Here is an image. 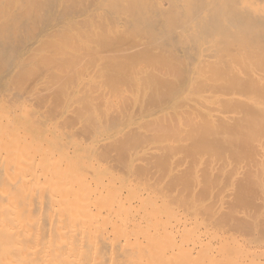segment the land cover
<instances>
[{
  "label": "bare ground",
  "instance_id": "1",
  "mask_svg": "<svg viewBox=\"0 0 264 264\" xmlns=\"http://www.w3.org/2000/svg\"><path fill=\"white\" fill-rule=\"evenodd\" d=\"M0 264H264V0H0Z\"/></svg>",
  "mask_w": 264,
  "mask_h": 264
}]
</instances>
